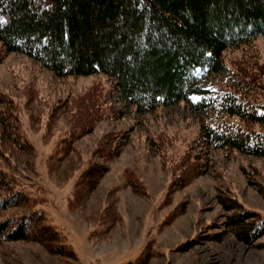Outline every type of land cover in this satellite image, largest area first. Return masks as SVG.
Returning a JSON list of instances; mask_svg holds the SVG:
<instances>
[{"label": "rangeland", "instance_id": "1", "mask_svg": "<svg viewBox=\"0 0 264 264\" xmlns=\"http://www.w3.org/2000/svg\"><path fill=\"white\" fill-rule=\"evenodd\" d=\"M245 50L227 51L228 63L252 53L264 81V38ZM202 81L216 84L212 76ZM92 89L102 94L101 117L85 125L73 151L50 170L48 158L73 131L72 111ZM0 94L13 102L20 138L35 147L22 151L0 136L7 155L2 166L43 199L38 207L77 253V259L65 261L43 243H2L0 264H264V237L254 244L237 239L226 223L235 212L221 202L236 198L264 214V158L201 144L202 115L185 102L138 112L107 75L59 78L26 54L6 53L1 41ZM107 138L123 144L112 160L97 151ZM190 152L199 170L184 171L189 180L176 184ZM94 162L108 172L94 190L69 204L78 177ZM16 212L22 211L9 209L0 217ZM100 221L109 224L106 232Z\"/></svg>", "mask_w": 264, "mask_h": 264}, {"label": "trees", "instance_id": "2", "mask_svg": "<svg viewBox=\"0 0 264 264\" xmlns=\"http://www.w3.org/2000/svg\"><path fill=\"white\" fill-rule=\"evenodd\" d=\"M259 38H264V0H0V41L6 53L26 54L59 78L107 75L138 112L183 101L202 115L201 144L264 158L261 66L251 62L252 53L232 64L225 56L231 49L247 50ZM203 75L216 79L214 87L203 83ZM102 105L99 90L79 99L72 111L71 136L48 158L50 170L73 151L85 127L99 120ZM12 107L13 102L0 94L2 141L9 140L22 151L35 148L20 138ZM2 145L0 213L22 212L0 217V244L33 241L62 260L77 259L76 251L38 207L43 199L2 166V160L7 161ZM122 147L107 138L97 151L112 160ZM190 156L191 152L183 157L185 167L176 184L189 180L182 176L184 171L194 175L199 170L197 159ZM108 170L96 162L89 165L78 177L69 204L94 190ZM221 202L235 212L226 223L237 239L254 244L264 237V214L236 198ZM100 224L107 226L106 232L109 224Z\"/></svg>", "mask_w": 264, "mask_h": 264}]
</instances>
